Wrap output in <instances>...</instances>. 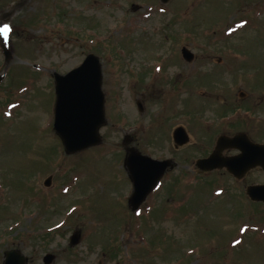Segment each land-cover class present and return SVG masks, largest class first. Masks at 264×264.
I'll use <instances>...</instances> for the list:
<instances>
[{
    "label": "rangeland",
    "instance_id": "obj_1",
    "mask_svg": "<svg viewBox=\"0 0 264 264\" xmlns=\"http://www.w3.org/2000/svg\"><path fill=\"white\" fill-rule=\"evenodd\" d=\"M0 30V264L13 247L28 264H264V203L246 194L264 170L194 165L221 134L264 143V0H0ZM90 53L103 141L67 155L53 73ZM178 126L189 141L176 148ZM127 146L176 163L136 211Z\"/></svg>",
    "mask_w": 264,
    "mask_h": 264
},
{
    "label": "water",
    "instance_id": "obj_2",
    "mask_svg": "<svg viewBox=\"0 0 264 264\" xmlns=\"http://www.w3.org/2000/svg\"><path fill=\"white\" fill-rule=\"evenodd\" d=\"M167 2L168 0H161ZM5 60L11 58V50L2 44ZM185 61L191 62L194 55L187 47L181 50ZM3 76L0 75V83ZM56 100L54 105L53 128L62 141L66 154H74L89 147L100 144L103 138L100 128L107 123L105 115V95L102 90V70L99 58L90 53L84 62L67 72H54ZM139 111H143V103L137 101ZM189 135L183 126L173 130V142L176 148L186 144ZM130 142L126 137L124 144ZM235 149L239 153L224 155L223 151ZM176 163L171 159L157 160L142 154L135 147H126L124 167L132 182L133 190L128 205L136 210L155 188L168 169ZM199 172H209L225 168L234 177L240 179L253 168L264 170V143L254 142L244 132L233 136L219 135L216 145L208 157L199 158L195 162ZM48 178L44 185L49 186ZM246 193L252 201L264 202V184L250 185ZM79 233L71 237V244H77ZM53 253L43 256L44 264H52ZM29 258L20 249L10 248L4 251L2 264H28Z\"/></svg>",
    "mask_w": 264,
    "mask_h": 264
},
{
    "label": "snow or ice",
    "instance_id": "obj_3",
    "mask_svg": "<svg viewBox=\"0 0 264 264\" xmlns=\"http://www.w3.org/2000/svg\"><path fill=\"white\" fill-rule=\"evenodd\" d=\"M4 30L7 31L8 30V27L7 25L4 26Z\"/></svg>",
    "mask_w": 264,
    "mask_h": 264
}]
</instances>
